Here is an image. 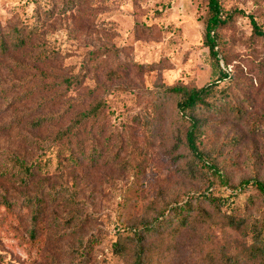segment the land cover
Here are the masks:
<instances>
[{"label": "rangeland", "instance_id": "1", "mask_svg": "<svg viewBox=\"0 0 264 264\" xmlns=\"http://www.w3.org/2000/svg\"><path fill=\"white\" fill-rule=\"evenodd\" d=\"M223 9L252 15L264 29V0H220ZM53 8L48 19L43 10ZM206 0H0V30L35 23L38 48L0 51V264H133L134 246L117 253L116 232L168 214L192 194L239 197L250 223L264 225V204L246 181H264V41L248 18L236 16L220 31V67L232 75L231 102L241 116L207 119L203 147L227 184L194 164L186 146L188 124L165 86L204 87L218 69L204 46ZM55 48L41 62L39 47ZM77 78L69 92L65 79ZM65 85V84H64ZM103 103L104 129H94L99 155L57 166L20 184L14 162L32 163L55 129L82 106ZM45 117L47 124H33ZM205 120V117H201ZM209 164V163H208ZM46 209L36 242L28 233L27 200ZM195 221L180 232L147 238L144 264H264L246 253L259 247L249 231L228 226L224 208L194 202ZM205 211V215L202 211ZM170 232V230H168ZM165 234V232H164Z\"/></svg>", "mask_w": 264, "mask_h": 264}, {"label": "trees", "instance_id": "2", "mask_svg": "<svg viewBox=\"0 0 264 264\" xmlns=\"http://www.w3.org/2000/svg\"><path fill=\"white\" fill-rule=\"evenodd\" d=\"M207 13L204 21V46L208 49L210 57L218 69L217 79L209 82L204 87H189L182 84L165 86L160 90L161 95L172 96L176 98V109L181 121L188 124L185 135L186 146L189 155L194 164L201 167H209L213 170L214 175L222 184H227L219 174L217 167L210 161L209 154L203 147V139L205 136V128L207 119L213 117H224L229 115L241 116L242 110L231 102L232 93L229 90L230 85L221 86V84L230 82L232 75L220 67L222 51L220 47V31L230 24L236 16H242L249 19L253 35L264 41V29L257 23L252 15H246L244 11L233 9L226 12L220 0H206ZM48 19L54 15L53 8L43 10ZM37 27L35 23H20L12 28H7L6 32L0 30V51H21L27 47L32 49L38 48ZM40 51L37 58L41 62L55 59L58 51L55 48L39 47ZM63 93H67L75 86H82L83 83L77 78H67L64 80ZM65 84V85H64ZM103 103L101 100L93 101L88 108L81 107L79 112L73 116L65 128L55 129L53 137L48 145L41 146V154L36 161L25 163L21 159L14 162L17 170V178L22 186H29L31 181L39 174L49 171V162L53 159L57 161L58 168L71 167L78 165L82 160L89 158L94 160L99 153L96 150L94 140V129L100 133L104 129ZM201 117H205L203 120ZM47 124L45 117H40L33 124L34 129L39 130ZM209 163V164H208ZM245 187L252 186L258 193V197H246L248 205L254 206L258 201L264 204V181H246ZM244 192L239 190L226 197L223 195L215 196L213 192H203L192 194L186 201L175 205L170 212L173 213L172 222L168 220V214H161L151 222L143 224L139 228H124L116 232L117 241L114 243V249L117 253H122L126 249L128 243L134 246V262L133 264H144L147 253V238L157 235L162 238L170 233L180 232L191 225L196 216L194 215V202H206L224 208L228 215V226L235 231L246 230L252 236L256 237L259 247L246 253V259L255 261H264V225L258 226V222L250 223V217L247 215H239L241 210L246 212V207L241 206L239 197ZM4 207L7 211L12 209V204L5 195L1 196L0 208ZM27 207L30 208L31 219L29 235L33 242L38 239V232L41 225V219L46 209L45 203L41 197L34 200H27ZM202 211V210H201ZM205 215V211H202ZM170 230V232H168ZM165 232V234H164ZM169 233V234H168Z\"/></svg>", "mask_w": 264, "mask_h": 264}]
</instances>
